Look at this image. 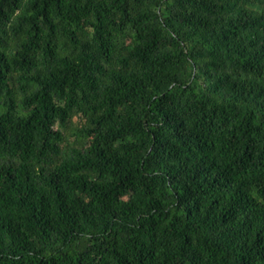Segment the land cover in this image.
<instances>
[{
  "label": "trees",
  "instance_id": "trees-1",
  "mask_svg": "<svg viewBox=\"0 0 264 264\" xmlns=\"http://www.w3.org/2000/svg\"><path fill=\"white\" fill-rule=\"evenodd\" d=\"M0 264H264V0H0Z\"/></svg>",
  "mask_w": 264,
  "mask_h": 264
}]
</instances>
